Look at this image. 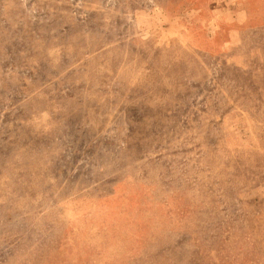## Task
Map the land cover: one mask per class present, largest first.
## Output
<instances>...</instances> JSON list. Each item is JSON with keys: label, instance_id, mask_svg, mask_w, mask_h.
<instances>
[{"label": "rangeland", "instance_id": "rangeland-1", "mask_svg": "<svg viewBox=\"0 0 264 264\" xmlns=\"http://www.w3.org/2000/svg\"><path fill=\"white\" fill-rule=\"evenodd\" d=\"M0 264H264V0H0Z\"/></svg>", "mask_w": 264, "mask_h": 264}]
</instances>
